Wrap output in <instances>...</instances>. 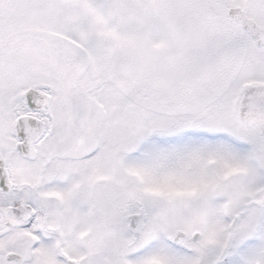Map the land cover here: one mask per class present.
<instances>
[{
  "label": "snow or ice",
  "instance_id": "snow-or-ice-1",
  "mask_svg": "<svg viewBox=\"0 0 264 264\" xmlns=\"http://www.w3.org/2000/svg\"><path fill=\"white\" fill-rule=\"evenodd\" d=\"M0 264H264V0H0Z\"/></svg>",
  "mask_w": 264,
  "mask_h": 264
}]
</instances>
